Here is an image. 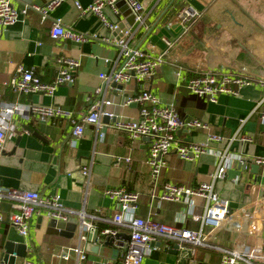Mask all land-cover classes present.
I'll return each instance as SVG.
<instances>
[{"label":"crops","instance_id":"0c3cea01","mask_svg":"<svg viewBox=\"0 0 264 264\" xmlns=\"http://www.w3.org/2000/svg\"><path fill=\"white\" fill-rule=\"evenodd\" d=\"M75 1L85 8L93 0ZM15 7L19 11L23 4L17 3ZM189 7L198 16L186 24L185 34H167L164 28L173 22L177 11ZM156 9H159V17L152 24V14ZM102 13L108 22L115 17L108 7H104ZM146 16L148 30L135 33L131 42L134 47L153 55L164 50L163 37L174 38L176 41L170 57L177 60L176 64L185 70L188 79L198 72L229 73L241 77L248 73L253 85L241 90L237 97L220 95L215 103H211L190 95L184 87L185 83H177L176 66L164 64L153 78L141 85L129 83L117 92L108 90L107 97L112 102L105 109L108 120H101L103 126L98 131L88 126L79 140H72V126L67 120L43 123L36 117L27 118L24 113L12 115L10 124L15 125L16 131L8 134L4 143L5 151L0 158V188L36 191L42 197L57 193L66 210L103 219H109L117 212V201L104 195L105 190L125 188L139 196L136 210L139 217H149L156 222L190 231L198 230V223L190 218L183 223L178 222L181 204L155 200L151 194L158 196L166 184L187 188L200 183L211 184L217 160L211 152L192 162L179 160L176 154H170L154 188L146 163L149 142L143 138L132 141L126 133L114 129V124L120 121L136 122L139 119V107L134 104L123 106V101L135 97L142 89L158 95L164 104H173L181 119H199L209 126L213 134L225 139L231 137L244 122L241 131L252 136L254 142L246 145L234 142L229 150L241 155L248 164H254L252 158H264V125L259 122L264 111V0H160L152 11L151 7L148 8ZM116 18L118 24L129 27L127 17L122 16V22ZM57 20L76 33H87L96 38L81 44L68 40L55 41L49 33ZM160 22L163 23L162 30L156 28ZM191 28L196 33L190 32ZM106 36L108 31L99 17L78 11L74 0L63 2L44 21L30 8L26 16L20 15L19 21L9 26L0 37V105L31 103L42 108L54 106L72 112L75 118L81 117L89 109L87 98L105 84L99 78L100 73L109 72L104 59L114 60L117 57L116 50L102 42ZM63 54L77 59L80 67L75 82L59 87L52 97L40 93L18 95L2 86L18 67L31 70L41 83L53 82L58 74L55 59ZM24 127H31L41 138ZM98 133L105 134L102 141L98 139ZM176 136L179 141L188 144H201L206 139V133L202 130L190 134L179 132ZM224 147L222 144L210 145L211 150H222ZM90 160L89 185H86V179L82 178L79 170ZM239 164L235 162L228 169L227 180L214 185L215 191L229 201L231 210L247 207L254 199L253 192L264 186V167H260L255 175L249 168L242 171ZM195 202L194 213L201 215L205 203L200 199H195ZM7 211L8 205L5 203L4 215ZM41 214L43 211H40ZM40 218L41 222L38 223ZM260 219V224L250 219L245 227L248 232L244 237L247 240L249 236L254 237L250 241L251 246H264L263 215ZM48 222V219L35 215L30 237L23 240L5 219L0 223V251L6 242L24 243L26 259L36 264H57L59 250L71 246L76 237L67 240L57 235H47ZM93 223L101 231L112 227L107 223ZM236 236L233 230H223L214 235L210 243L211 246L230 249ZM97 245L98 254L87 252V259L82 264H100L105 260L118 263V252L114 245ZM174 245L158 241L154 244L158 251H148L142 264H176L178 255L171 254ZM219 261L220 253L217 250L204 249L196 252L188 264H219ZM22 262L21 259L19 264Z\"/></svg>","mask_w":264,"mask_h":264},{"label":"built area","instance_id":"2783aa9c","mask_svg":"<svg viewBox=\"0 0 264 264\" xmlns=\"http://www.w3.org/2000/svg\"><path fill=\"white\" fill-rule=\"evenodd\" d=\"M49 1L44 8H40L24 4L22 0H0V37L9 26L19 21L20 15L22 17L26 16L30 8L37 12L40 19L44 21L49 13L55 11L63 2L68 0ZM120 1L125 3L130 15L134 17V24L131 27L123 26L119 28L118 23L111 24L102 13L103 8L108 7L112 14L118 17L119 22H122L123 18L117 7V3ZM158 1L160 0H93L87 7L82 8L74 0V6L78 11L81 13L90 12L99 17L108 31V36L102 38V42L113 47L117 52V57L114 60L104 59V63L109 67V72L107 74L100 73L99 78L104 80L105 84L98 88L92 97L87 98L89 109L77 118L74 117L72 112L54 106L42 108L31 103L29 105L17 103L0 105V158L4 154V143L8 134L11 135L16 131L15 125L10 124L12 115L24 113L27 118L36 117L43 123L56 119L67 120L72 126L70 132L72 140H79L83 137L88 126L95 127L97 131L103 126L101 120L104 115H107L105 109L112 103L107 97L108 90H116V92L119 90L112 88L111 83L116 86H124L129 83L141 85L153 78L159 71L158 69L164 64H174L176 66L178 69L176 72L177 83H185L184 87L190 95L211 103H215L220 95L237 97L241 90L253 85L248 73H246V76L242 75L244 77H241L229 73L215 74L208 71V73L198 72L188 79L185 70L176 64L177 60L170 57V51L176 41L174 38L163 37L164 50L160 53L154 52L153 55L134 47L131 42L135 37V33L138 30H148L146 25L148 8L151 7L152 11ZM17 3L23 4V8L19 11L15 7ZM176 15L168 27L173 23H178L184 29V32L187 31L186 24L189 20L198 16L197 12L190 7L180 9ZM49 35L55 41L68 40L75 44H81L96 38L87 33H76L58 20L54 21ZM54 63L58 74L51 83H41L31 70L18 67L2 86L18 95L40 93L43 96L52 97L59 87L69 86L75 82L77 70L80 67V62L77 59L66 54L56 58ZM131 104L139 107V119L136 122L120 121L114 124V129L126 133L132 141L148 138L146 163L150 168V178L154 188L159 181L161 170L166 165L168 155L176 154L179 160L187 162H192V160H196L210 152L215 156L217 164L211 175V184L200 183L193 188L166 184L158 196L151 194L152 199L181 204L182 209L178 212V222L183 223L190 218L193 222L198 223V230L190 231L183 227H174L156 222L149 217H139L136 215L139 196L125 188L105 190L104 195L117 201V212L109 219L96 216L89 217L84 212L75 213L66 210L57 193L42 197L36 191L0 188V223L7 219L16 234L23 240H28L31 222L35 215L49 221L53 219L65 223L76 217L75 219L80 224V235L75 238L71 246L62 247L59 250V254L56 256L58 259L57 264H82L86 261L87 252L84 250L87 241L86 233L98 229L93 222L107 223L112 226L104 228L103 231L99 230L101 237L99 243L102 244L106 236L112 237L114 239L112 245L118 252V263L121 264H142L148 251H158L154 246L158 241L177 244L179 249L190 251L192 257L186 261V264L195 256L196 252L204 249L217 250L220 253L219 264H264V246H252L253 249L248 250L247 247L254 237L249 236V241L244 237L247 231L245 227L248 225L249 220L253 219L256 208L264 211V186L262 185L259 191L253 192L255 193L254 199L247 207L237 210H231L229 201L214 189L216 182L227 180L226 173L235 162H239L241 165L247 163L241 155L229 150L234 142L242 145L254 142L252 136L241 131L244 122H241L242 125L231 137L225 139L213 134L209 126L199 119H181L173 104H164L158 95L146 89H142L135 97L126 98L123 101V106ZM259 122L262 126L264 125V111L260 115ZM195 130H202L206 133L204 143H182L176 136L178 132L190 134ZM104 137L105 134L101 133L98 139L102 141ZM213 143L222 144L225 147L222 150H211L210 145ZM251 161L259 168L264 167V158H252ZM89 162L79 170L82 178L86 179V185H89L88 178L92 164L91 160ZM234 181L237 182L238 180ZM195 199H200L205 203L201 215L194 213L197 206ZM5 203L8 205L6 215L3 213ZM40 211H43V214L40 215ZM223 230L236 232L237 236L230 249L211 246L212 237ZM122 234L128 235L129 239L121 238L120 235ZM22 260L21 264H36V262L26 259V257ZM100 264L117 263L105 260Z\"/></svg>","mask_w":264,"mask_h":264},{"label":"water","instance_id":"95a60500","mask_svg":"<svg viewBox=\"0 0 264 264\" xmlns=\"http://www.w3.org/2000/svg\"><path fill=\"white\" fill-rule=\"evenodd\" d=\"M24 4H28L30 6H37L40 8H44L50 1L49 0H22ZM143 1V0H140ZM117 7L119 8L121 15L123 17H127V23L129 27L133 26L134 24V17L130 15L129 10L127 9L124 2H118ZM123 25L119 24V28H122ZM164 30L167 34L170 36H173L175 33H177L179 36L182 34H185L184 29H182L181 25L173 24L170 27H165ZM111 87L115 89L122 90V86L118 85L116 86L114 83H111ZM108 120L107 116L102 117V121L105 122ZM114 121V119H112ZM25 130L30 131L34 134V136L41 138L38 132L34 131L31 127H24ZM179 133V132H178ZM146 141H148V138H143ZM240 169L242 171H247L249 168V171L252 174H257L259 166L256 164H248L243 163L242 165L239 164ZM41 222V218L38 220V223ZM79 231H80V224L75 219H70L68 223L56 221L53 219H50V221L47 224L46 233L47 235L53 234L60 237H63L65 239H72L74 237H79ZM87 234V241L84 246L85 252H90L93 254H98V245L99 239H101L99 234V229H93L92 231L86 233ZM121 238L128 240L129 236L122 234L120 235ZM113 238L110 236H106L104 238V241L100 245L105 246H111L113 242ZM1 256H0V262L1 264H16L18 259H24L26 257V245L24 243H16V242H6L1 247ZM173 252L171 253L174 256L178 255V261L177 264H186V261L190 259L191 252L185 249H179V246L176 244L173 247H171ZM121 264V263H117Z\"/></svg>","mask_w":264,"mask_h":264},{"label":"rangeland","instance_id":"374dc122","mask_svg":"<svg viewBox=\"0 0 264 264\" xmlns=\"http://www.w3.org/2000/svg\"><path fill=\"white\" fill-rule=\"evenodd\" d=\"M159 9H156V11L152 14V24H153V21L155 20V18L159 15ZM111 17H112V15H111ZM159 17V16H158ZM110 23L111 24H116L117 23V18L116 17H112V19L110 18ZM150 23H151V21H149V25H150ZM163 23L162 22H160V23H158L157 25H156V28L158 29V30H162V28H163ZM190 32H192V33H196V30L194 29V28H191V30H190ZM262 175H264V170H263V172H262ZM264 177V176H263ZM2 251V250H1ZM0 251V252H1ZM1 255V254H0ZM147 258V257H146ZM145 258V259H146ZM20 263V260L18 259L17 260V264H19Z\"/></svg>","mask_w":264,"mask_h":264},{"label":"bare ground","instance_id":"6f19581e","mask_svg":"<svg viewBox=\"0 0 264 264\" xmlns=\"http://www.w3.org/2000/svg\"><path fill=\"white\" fill-rule=\"evenodd\" d=\"M259 210L258 208L255 210L256 214L253 215V220H254V223L255 224H260V218H262V215H263V210L261 209L260 211H257ZM248 250H252V246L251 245H248Z\"/></svg>","mask_w":264,"mask_h":264}]
</instances>
